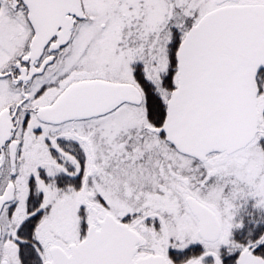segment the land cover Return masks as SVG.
I'll return each mask as SVG.
<instances>
[{
	"label": "snow or ice",
	"instance_id": "obj_1",
	"mask_svg": "<svg viewBox=\"0 0 264 264\" xmlns=\"http://www.w3.org/2000/svg\"><path fill=\"white\" fill-rule=\"evenodd\" d=\"M0 264H264V0H0Z\"/></svg>",
	"mask_w": 264,
	"mask_h": 264
}]
</instances>
